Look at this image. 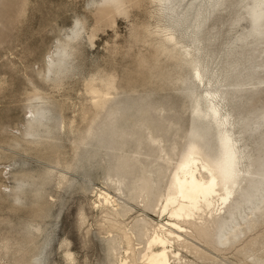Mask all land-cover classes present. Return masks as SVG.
<instances>
[{
  "label": "rangeland",
  "instance_id": "1",
  "mask_svg": "<svg viewBox=\"0 0 264 264\" xmlns=\"http://www.w3.org/2000/svg\"><path fill=\"white\" fill-rule=\"evenodd\" d=\"M175 2L0 0V264H121L133 249L119 240L111 247L113 239L146 220L145 249L167 222L164 195L190 131L206 123L193 119L206 90L219 89L246 155L233 204L261 178L264 20L252 29L248 0ZM158 25H171L192 57ZM70 37L61 72L48 74L50 55ZM36 105L47 116L25 134ZM201 143L214 154L216 132ZM104 191L123 217L99 207ZM263 216L264 202L224 243L219 216L182 222L186 239L175 243L180 259L172 255L171 264H264Z\"/></svg>",
  "mask_w": 264,
  "mask_h": 264
},
{
  "label": "bare ground",
  "instance_id": "2",
  "mask_svg": "<svg viewBox=\"0 0 264 264\" xmlns=\"http://www.w3.org/2000/svg\"><path fill=\"white\" fill-rule=\"evenodd\" d=\"M163 1L157 0L159 5H162ZM167 1L169 2L167 8L174 9L177 5V2H175L177 0ZM248 1L249 15L252 19L250 26L253 23L252 29H260L262 26L261 23L264 20V0ZM112 2L117 6L118 0H112ZM208 2L210 5H217L220 3V0H208ZM193 4L194 2H190L187 6L193 7ZM186 19L187 17L185 15L182 21ZM199 25L200 23L195 21L193 25H186L183 30L187 32L189 29H194ZM157 31L175 49L179 46L181 48L186 47L174 36L171 25L164 27L158 25ZM69 40L65 43L61 42L55 49V53L50 55V60H48L49 66L47 67L48 74H58L61 72L62 62L70 55L68 47L73 39L70 37ZM185 53L187 56L192 57L191 52L186 48ZM194 79L200 85H205L203 74L197 67ZM108 95L109 92L107 91L101 103H105L109 99ZM203 95V98L199 96L204 101L203 107L201 101L196 98L193 107V119L195 121L202 119L206 123L203 128L197 125L193 129L190 127L192 138L186 149L182 152V157L173 170L174 172L170 178L161 208L162 216L168 218L167 222L159 223L157 227L155 226L153 235L146 241L145 249H142L140 245L143 243V230L147 223L146 220L138 224V233L129 227L125 229L120 227L123 235H119V239L113 235V238L117 237V239H113L111 247L115 246L119 240L125 241L127 246L133 249L130 259L128 257L126 259L120 258L121 264H171L172 255L179 260V252L175 249V243L185 241V233L187 232V228L182 222L197 225L198 220L204 219L205 215L212 218L214 216L221 218L220 237L222 243H224L229 240L230 234L235 233L238 227L242 226V221L247 220L254 214V211L260 208L264 202V173H261V178L253 184L251 190L245 195V199L242 202L233 204L236 188L240 187V178L245 171L241 167L246 155L244 154L239 138L237 139L235 136L234 124L229 111L224 108L223 97L219 94V89L206 90ZM47 111L45 106L38 105L33 107L31 111H28L31 113V118L28 120L27 131L23 133L31 135L37 133L38 127L43 126V120L47 116ZM211 129L216 132L218 140L216 152L212 155L204 150L201 143L206 131ZM20 183L22 185V182ZM16 190L17 192L19 191L17 188ZM17 192L15 194L16 196L18 195ZM98 203L99 207L101 206L105 209L108 216L112 214L117 217L124 216L125 211L123 212L121 210L117 198L111 195L110 192H102L99 196ZM110 220L112 219L110 218ZM115 223L117 224L118 222ZM133 235L136 236L138 245L140 246L139 248H135L133 245ZM141 253H143L142 261L139 262L137 255ZM70 261L72 262V258Z\"/></svg>",
  "mask_w": 264,
  "mask_h": 264
}]
</instances>
